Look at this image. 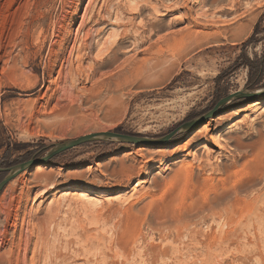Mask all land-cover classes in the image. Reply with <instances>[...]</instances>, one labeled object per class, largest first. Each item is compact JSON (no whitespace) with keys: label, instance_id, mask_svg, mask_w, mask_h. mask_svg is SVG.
<instances>
[{"label":"rangeland","instance_id":"obj_1","mask_svg":"<svg viewBox=\"0 0 264 264\" xmlns=\"http://www.w3.org/2000/svg\"><path fill=\"white\" fill-rule=\"evenodd\" d=\"M230 1L0 0V169L90 134L160 139L228 95L257 93L166 144L96 141L30 166L0 192V254L11 250L13 264H264V0ZM236 138L251 148L235 160ZM227 195L238 206L198 230L260 215L232 248H186L184 231L183 244L165 239L175 229L162 225ZM249 242L259 245L235 248Z\"/></svg>","mask_w":264,"mask_h":264},{"label":"bare ground","instance_id":"obj_2","mask_svg":"<svg viewBox=\"0 0 264 264\" xmlns=\"http://www.w3.org/2000/svg\"><path fill=\"white\" fill-rule=\"evenodd\" d=\"M233 2H235V1H233ZM229 6H232V5H229ZM224 7L226 8V6H224ZM225 8L223 9L224 11H225ZM229 8H226V9H229ZM232 10H234V9H232ZM226 11H228V10H226ZM185 36L187 37V35H184V37ZM76 60L80 61L82 59H76ZM69 70H71V69H69ZM70 74H71V71H70ZM198 132H200V130ZM203 133H204V131L202 130L200 132V134H203ZM219 136H220L219 132L216 129L214 132V135L211 136V138H210L213 140L214 145L216 147H218L220 145ZM234 140H235L234 141L235 144H233L234 145L233 151H234V155H236V156H234V159L236 160V159H240V158L246 156V153H247L248 149L251 148V146L249 144L243 143L240 139L236 138ZM204 148H205V146H204ZM216 167H217L219 172H223V171L227 170V167L224 165L219 164V165H216ZM241 191H243V189H239L238 191H235L234 192V194H235L234 198H236L238 193ZM227 198L229 199L228 195L223 197V198L217 199L215 201L210 202L208 200L209 202L206 204L205 203L204 204H198L199 202L198 203L195 202L196 206L194 207L192 213H190L189 215L187 214L188 216L185 215V217H183L181 220L178 218L180 221L176 222L174 225H171L170 223H168V224L165 223L164 225H162V229L163 228H165L167 230L169 228L175 229L174 230L175 234L171 235L170 237L166 235L165 239H169L172 244H175V243L183 244V242L181 241L182 235L180 234V231H184L185 237L188 240L187 244H184V247H186V248L191 247L192 249H195L197 251L199 250V251H202L205 253H211V254L212 253L214 254L216 252H224V251L232 248L233 240L236 237V230L239 227L241 228L246 222H247V224L254 225L259 220H261L260 219L261 216L254 214L253 217H251L248 220L246 217V218H244V221L242 223H240L241 225L239 227H233L235 225L237 226L239 221H238V223L235 222L233 216L229 215L226 217V220L224 222V225L227 226V230L225 232H219V233L214 232V233H211L209 235L201 234L198 230V226L199 225H206L208 223L207 218H209V217L220 218L223 216V213H228L229 211H232L233 209H235V207L237 205L236 202L235 201L230 202V200H228ZM226 199L228 200L227 203L225 201ZM220 206H222V208H220L219 211H216L218 209V207H220ZM254 209H255V205L250 204V206H249L250 212L249 213L251 214ZM261 209L264 210V205L261 206ZM189 212H191V211H189ZM240 222H241V220H240ZM149 225L154 226L152 223ZM0 229H3V231L5 232L4 226H0ZM199 236H201L202 239H199ZM0 241H1V243H0V249H1L3 246V237H2V239H0ZM257 242H255V243L249 242L242 247L236 246L235 248L241 249V248H245L246 246H249L251 244H253L254 246H258L259 243H257ZM182 247H183V245H182ZM11 255H12L11 250H9L8 254L7 253H1L0 254V264H13V260L11 259ZM167 255L168 254H166V252L162 253V255H160L159 258L167 257ZM211 263H212V261L210 262V264ZM202 264H208V260L203 261Z\"/></svg>","mask_w":264,"mask_h":264},{"label":"water","instance_id":"obj_3","mask_svg":"<svg viewBox=\"0 0 264 264\" xmlns=\"http://www.w3.org/2000/svg\"><path fill=\"white\" fill-rule=\"evenodd\" d=\"M254 92L255 91H240V92H236L234 94L228 95L222 98L219 102H217L214 108L211 111H209L207 114H205L204 116L181 125L174 132L160 139H145V138L121 135V134H117L113 132H104V133L90 134V135H86L83 137H79L75 140H69V141L57 143L53 145L52 148L44 155V157L39 160L32 159L28 162L15 165L7 169H0V172L7 173L6 177L0 182V192L6 186L7 183H9L12 179L17 177L20 173H23L30 166L34 164L38 165V164L46 163L53 157L63 152H66L70 149L83 145L85 143L96 142V141H112V142L131 144V145L140 144V145H155L156 146V145L166 144L176 134H181L185 131H189L195 126H197L199 123L214 116L219 111V109H221L224 105L230 103L231 101L242 99V98L256 97L257 93H254Z\"/></svg>","mask_w":264,"mask_h":264},{"label":"trees","instance_id":"obj_4","mask_svg":"<svg viewBox=\"0 0 264 264\" xmlns=\"http://www.w3.org/2000/svg\"><path fill=\"white\" fill-rule=\"evenodd\" d=\"M264 66V54H263V61H262V63H261V65H259V67H263ZM250 69L252 70L253 68H252V66L250 67ZM255 76V78H256V81H257V79H259V77H260V71H257L256 72V75H254ZM257 76H259L258 78H257ZM253 84H250V86H248V87H250V88H253L254 86H252ZM254 85H257V83H254Z\"/></svg>","mask_w":264,"mask_h":264}]
</instances>
